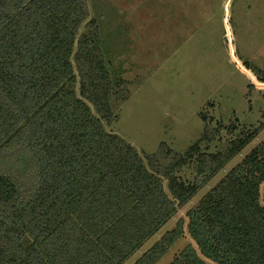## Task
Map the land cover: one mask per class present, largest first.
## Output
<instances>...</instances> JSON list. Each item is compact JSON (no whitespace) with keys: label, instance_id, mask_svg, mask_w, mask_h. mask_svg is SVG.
<instances>
[{"label":"trees","instance_id":"trees-1","mask_svg":"<svg viewBox=\"0 0 264 264\" xmlns=\"http://www.w3.org/2000/svg\"><path fill=\"white\" fill-rule=\"evenodd\" d=\"M88 19L87 0H0V264H123L256 137L211 152L222 126L207 124L183 154L162 142L144 160L104 127L127 82ZM186 217L195 246L169 264H264L263 146ZM184 232L179 220L134 264H156Z\"/></svg>","mask_w":264,"mask_h":264},{"label":"rangeland","instance_id":"rangeland-1","mask_svg":"<svg viewBox=\"0 0 264 264\" xmlns=\"http://www.w3.org/2000/svg\"><path fill=\"white\" fill-rule=\"evenodd\" d=\"M89 19L112 70L126 80L125 97L111 96L117 119L110 133L146 160L164 142L184 153L205 125H221L215 152L241 131L255 139L123 264H134L166 232L184 235L156 264H169L192 244L187 211L256 146L264 149V0H87ZM84 31L81 28L80 33ZM205 117V120L203 119ZM234 129L231 133L230 129ZM180 176L196 179L191 166ZM167 189V183H164Z\"/></svg>","mask_w":264,"mask_h":264}]
</instances>
